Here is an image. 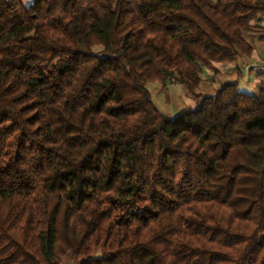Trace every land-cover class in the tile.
<instances>
[{
  "label": "trees",
  "instance_id": "1",
  "mask_svg": "<svg viewBox=\"0 0 264 264\" xmlns=\"http://www.w3.org/2000/svg\"><path fill=\"white\" fill-rule=\"evenodd\" d=\"M264 0H0V264H264V87L199 92ZM264 75V74H261ZM196 99L175 115L148 82Z\"/></svg>",
  "mask_w": 264,
  "mask_h": 264
},
{
  "label": "crops",
  "instance_id": "2",
  "mask_svg": "<svg viewBox=\"0 0 264 264\" xmlns=\"http://www.w3.org/2000/svg\"><path fill=\"white\" fill-rule=\"evenodd\" d=\"M28 6L32 0H23ZM260 36L256 37L254 52L250 56H243L236 62L231 64L216 63V71L206 69L204 72V80L200 90L203 94H214L217 89L228 82H238V88L244 92H257L264 87V75L253 72L249 66L258 60H264V40H260ZM220 77L224 78V84L221 83ZM192 106L195 107L197 101L195 98L189 99ZM188 100V101H189ZM189 107V106H187Z\"/></svg>",
  "mask_w": 264,
  "mask_h": 264
},
{
  "label": "rangeland",
  "instance_id": "3",
  "mask_svg": "<svg viewBox=\"0 0 264 264\" xmlns=\"http://www.w3.org/2000/svg\"><path fill=\"white\" fill-rule=\"evenodd\" d=\"M214 3H217L218 0H212ZM257 23H260L261 25H264V15H260L258 19L256 20ZM259 33H250L248 34V38L256 43V37L260 36ZM221 83L224 82V78H219ZM148 88L152 94V98L155 102V104L158 106V108L169 115H175L178 113V111L184 107H191L192 104L190 102V98L193 99L194 97L191 95V93L182 85L180 84L176 79L168 80V81H149L148 82ZM199 92H202L199 90ZM257 92H250L252 94H258ZM189 100V101H188ZM76 260L73 258H70L68 256H65L62 259V264H76Z\"/></svg>",
  "mask_w": 264,
  "mask_h": 264
},
{
  "label": "built area",
  "instance_id": "4",
  "mask_svg": "<svg viewBox=\"0 0 264 264\" xmlns=\"http://www.w3.org/2000/svg\"><path fill=\"white\" fill-rule=\"evenodd\" d=\"M249 68L257 74H264V60H258L250 64Z\"/></svg>",
  "mask_w": 264,
  "mask_h": 264
}]
</instances>
